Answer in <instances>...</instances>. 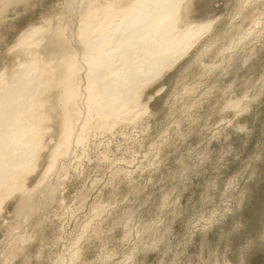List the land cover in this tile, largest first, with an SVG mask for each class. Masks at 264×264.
Returning a JSON list of instances; mask_svg holds the SVG:
<instances>
[{
    "label": "rangeland",
    "instance_id": "rangeland-1",
    "mask_svg": "<svg viewBox=\"0 0 264 264\" xmlns=\"http://www.w3.org/2000/svg\"><path fill=\"white\" fill-rule=\"evenodd\" d=\"M86 3L0 0V74L35 52L60 75L51 39L77 47ZM177 19L211 26L122 118L82 102L53 168L65 107L43 84L25 187H0V264H264V0H182Z\"/></svg>",
    "mask_w": 264,
    "mask_h": 264
},
{
    "label": "bare ground",
    "instance_id": "bare-ground-1",
    "mask_svg": "<svg viewBox=\"0 0 264 264\" xmlns=\"http://www.w3.org/2000/svg\"><path fill=\"white\" fill-rule=\"evenodd\" d=\"M181 2L87 0L80 11L78 35L71 37L77 47L66 48L65 29L57 30L51 39L52 47L65 48L60 75L53 77L40 60H35V52L11 78L0 74V187L10 194L25 187L21 179L28 171L26 163L35 158L41 142L43 84L62 89L58 100L65 107L63 137L52 155L53 168L59 147L68 149L76 137L82 102L87 104L86 112L104 110L122 118L119 112L133 100L131 94L136 97L143 84L172 67L209 29V23H200L178 30ZM29 197L25 195L21 207Z\"/></svg>",
    "mask_w": 264,
    "mask_h": 264
}]
</instances>
